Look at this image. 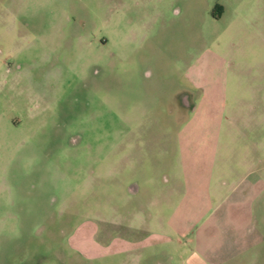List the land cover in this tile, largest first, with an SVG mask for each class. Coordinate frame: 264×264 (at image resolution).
Returning a JSON list of instances; mask_svg holds the SVG:
<instances>
[{
	"label": "rangeland",
	"instance_id": "1",
	"mask_svg": "<svg viewBox=\"0 0 264 264\" xmlns=\"http://www.w3.org/2000/svg\"><path fill=\"white\" fill-rule=\"evenodd\" d=\"M256 165L264 0H0V264H184Z\"/></svg>",
	"mask_w": 264,
	"mask_h": 264
},
{
	"label": "crops",
	"instance_id": "2",
	"mask_svg": "<svg viewBox=\"0 0 264 264\" xmlns=\"http://www.w3.org/2000/svg\"><path fill=\"white\" fill-rule=\"evenodd\" d=\"M250 163L252 165V162ZM244 183L245 186L239 191L238 202L229 209L227 215L236 217L237 220L232 221L233 218H230L231 221L227 224H217L219 235L222 236L219 243L198 244L183 257L184 264H246L248 259L246 252L253 242H258L251 241L252 236L256 232L261 233L260 228L263 229V225L256 221L255 205L264 194V167L256 165L251 168L245 176ZM251 263L249 260L248 264Z\"/></svg>",
	"mask_w": 264,
	"mask_h": 264
},
{
	"label": "flooded vegetation",
	"instance_id": "3",
	"mask_svg": "<svg viewBox=\"0 0 264 264\" xmlns=\"http://www.w3.org/2000/svg\"><path fill=\"white\" fill-rule=\"evenodd\" d=\"M212 17L215 20L220 19V13L214 9L212 11ZM163 96L168 97L169 101H173L175 106H171V113L176 111L179 115L183 117L187 114L188 111H191L195 107V102L193 101L194 93L191 89L186 88L184 86H178L177 88H173L172 90L165 91ZM131 190H134V185L131 186Z\"/></svg>",
	"mask_w": 264,
	"mask_h": 264
}]
</instances>
